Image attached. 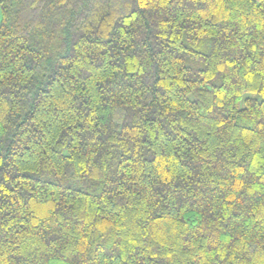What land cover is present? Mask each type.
I'll return each mask as SVG.
<instances>
[{
    "label": "trees",
    "instance_id": "1",
    "mask_svg": "<svg viewBox=\"0 0 264 264\" xmlns=\"http://www.w3.org/2000/svg\"><path fill=\"white\" fill-rule=\"evenodd\" d=\"M0 12V264H264V0Z\"/></svg>",
    "mask_w": 264,
    "mask_h": 264
},
{
    "label": "rangeland",
    "instance_id": "2",
    "mask_svg": "<svg viewBox=\"0 0 264 264\" xmlns=\"http://www.w3.org/2000/svg\"><path fill=\"white\" fill-rule=\"evenodd\" d=\"M2 18V14H1V12H0V19Z\"/></svg>",
    "mask_w": 264,
    "mask_h": 264
}]
</instances>
